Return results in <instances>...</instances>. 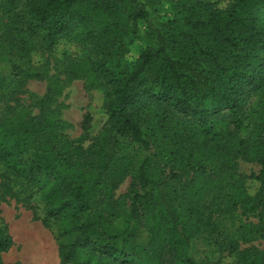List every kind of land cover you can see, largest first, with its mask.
<instances>
[{
  "label": "trees",
  "instance_id": "16d2710c",
  "mask_svg": "<svg viewBox=\"0 0 264 264\" xmlns=\"http://www.w3.org/2000/svg\"><path fill=\"white\" fill-rule=\"evenodd\" d=\"M179 2L186 12L179 23L156 21L157 10L152 0L25 3L31 19L28 29L42 34L46 48L65 38L79 45L81 60L91 77L86 90L102 91L109 123L108 131L92 137L86 149L65 144L52 154L35 147L39 159L23 163L16 170L26 185L37 188L45 216L59 222L56 240L60 264H140L134 249L125 253L114 245H96L89 236V225L81 221L92 209L93 188L86 189L84 179L77 181L74 170L85 163L79 159L88 157L92 160L91 174L107 177L111 187H116L128 170L117 158L119 137L149 151L136 170L138 187L130 192L128 223L138 219L141 208L148 209L154 219L148 225L151 238L147 249L156 248V237L162 235L163 241L179 252L177 264H195L189 257V249L202 221L197 220L192 230L180 227L181 213L169 183H181V192L189 193L201 176L210 173L208 165L198 158L204 156L201 150L206 146L198 145L194 139L201 136L217 147L219 135L212 130L219 114L228 112L234 132L246 129L242 116L247 97L264 87V0H231L223 10L195 0ZM198 8L201 13L196 12ZM123 11L131 23H146L152 42L131 67L119 63L125 51L124 35L119 34L124 32L120 20ZM101 15H107L110 22L98 32L87 29L90 18ZM7 67L14 70L19 66L0 63V71ZM45 98L50 100V92ZM146 122L153 124L144 126ZM90 126L91 116L86 113L80 127L87 131ZM31 132L27 126L18 130L4 126L0 133V159L10 162L28 151L32 146ZM228 154L250 156V160L264 166V137L255 142L237 139ZM164 159L170 164L167 176L162 178L160 162ZM112 172L116 177H112ZM255 178L260 187L253 197L236 191L238 199L228 200L231 203L225 206L239 208L243 215L255 211L262 217L264 168ZM254 231L261 232L248 229L239 236L244 239L260 236L264 219L259 220ZM71 234H74L72 241H63V237ZM11 244V236L0 227V264L2 254ZM255 257L259 259V253Z\"/></svg>",
  "mask_w": 264,
  "mask_h": 264
},
{
  "label": "rangeland",
  "instance_id": "374dc122",
  "mask_svg": "<svg viewBox=\"0 0 264 264\" xmlns=\"http://www.w3.org/2000/svg\"><path fill=\"white\" fill-rule=\"evenodd\" d=\"M26 1L0 0V63L19 66L14 70L7 67L0 71V133L4 126L16 130L27 126L32 131V146L28 151L10 162L0 159V227H4L12 238L2 260L3 264H60L56 240L59 222L45 216L44 203L37 188L26 185L16 170L23 163L39 159L35 147L52 154L65 144L86 149L92 137L108 131L109 123L102 91L99 88L86 90L91 77L86 71V63L81 60L79 45L65 38L46 48L42 34L28 29L31 19L25 8ZM179 1L184 0H152L157 10L156 21H182L186 12ZM195 1L213 4L221 10L231 2ZM196 12L201 13L202 9L198 8ZM120 20L124 32L119 34L124 35L125 51L119 63L131 67L152 42L144 21L131 23L126 11L121 13ZM109 22L107 15L91 17L87 29L98 32ZM47 91L50 100L45 98ZM245 106L242 116L246 125L244 131L234 132L228 112H223L216 117L212 130L219 135L217 147L210 141L211 134L207 137L210 142L201 136L194 139L198 145L205 144L201 150L205 152L204 156L198 158L210 169V173L198 179L196 188L184 193L180 189L181 183H169L181 213L180 227H192V230L197 220L202 221L189 249V257L195 264H252L254 261L255 264H264V231L255 238L239 236L248 229L259 234L261 231H254V228L259 220L264 219V211L259 218L255 211L243 215L241 209L225 206L231 203L228 200L238 199L236 191L253 197L260 187L255 176L264 168L250 160L249 154V157L228 154L237 139L255 142L264 137V87L251 93ZM86 113L91 116V126L83 131L80 123ZM150 124L153 122H146L144 126ZM118 139L117 158H121L128 170L116 187H111L107 177L91 174L92 160L88 157L79 159L85 163L74 170L78 174L77 181L84 179L86 189L93 188L90 189L93 191L92 209L81 221L89 225V236L96 245H114L125 253L134 249L140 264H177L179 252L163 241L162 235L156 237V248L147 249L151 238L148 225L154 219L148 209L141 208L138 219L128 223L130 192L138 187L136 170L149 151L126 138ZM220 146L226 152L221 151ZM169 164L168 159L160 162L162 178L167 176ZM112 177H116L113 172ZM111 202H116L114 207L110 206ZM73 236H65L63 241L70 242ZM257 253L259 259L255 257Z\"/></svg>",
  "mask_w": 264,
  "mask_h": 264
}]
</instances>
